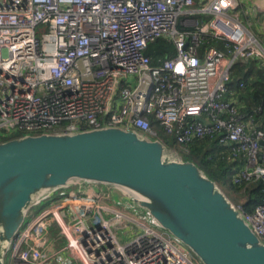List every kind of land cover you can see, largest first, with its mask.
Masks as SVG:
<instances>
[{"label": "built area", "instance_id": "built-area-1", "mask_svg": "<svg viewBox=\"0 0 264 264\" xmlns=\"http://www.w3.org/2000/svg\"><path fill=\"white\" fill-rule=\"evenodd\" d=\"M243 4L0 0V132L122 127L159 139L153 114L186 151L194 141L217 139L229 160L241 161L233 182L262 185L254 212L238 207L264 242V129L252 113H240L229 88L240 60L264 67V39L242 20ZM159 39L170 41L175 53L154 62L146 51ZM105 187L107 201L94 192L64 191L31 214L5 264H202L147 212L134 214L138 205L113 202ZM56 228L63 237L50 240Z\"/></svg>", "mask_w": 264, "mask_h": 264}, {"label": "water", "instance_id": "water-1", "mask_svg": "<svg viewBox=\"0 0 264 264\" xmlns=\"http://www.w3.org/2000/svg\"><path fill=\"white\" fill-rule=\"evenodd\" d=\"M78 181L109 185L202 264H264V242L195 162L135 129L27 134L0 142V264L34 206Z\"/></svg>", "mask_w": 264, "mask_h": 264}, {"label": "trees", "instance_id": "trees-1", "mask_svg": "<svg viewBox=\"0 0 264 264\" xmlns=\"http://www.w3.org/2000/svg\"><path fill=\"white\" fill-rule=\"evenodd\" d=\"M206 42L221 49L225 48V42L223 40L214 39L211 36H206ZM174 53L175 47L170 41L165 39L152 42L146 51V54L151 56L154 62L158 58H166ZM229 88L232 90V97L237 100L240 113L246 116L252 113L257 125L264 129V67L253 59L246 62H237L233 68ZM150 121L153 128L157 131V137L160 140L169 148L177 150L184 159L195 162L228 195L236 194L238 197L232 199L237 204H240L247 213L254 212L255 207L262 202L263 193L260 182L256 181L243 186H238L233 182V175L241 166V161L229 160L227 158L229 154L227 148L221 145L217 139L205 138L194 141L188 145L189 150L186 151L177 144L172 135L166 133L163 125H161L155 115H150ZM22 135L24 133L20 131L0 132V142ZM63 190L69 193L76 189L63 188L57 190L51 197L41 201L34 207L43 209L51 205L60 196L59 192ZM76 192L86 193L88 191L86 189H77ZM95 195L98 197V194L95 193ZM30 218L28 215L23 225Z\"/></svg>", "mask_w": 264, "mask_h": 264}, {"label": "rangeland", "instance_id": "rangeland-1", "mask_svg": "<svg viewBox=\"0 0 264 264\" xmlns=\"http://www.w3.org/2000/svg\"><path fill=\"white\" fill-rule=\"evenodd\" d=\"M242 1L244 2L243 6L240 7V11L242 13V15H241L242 20L250 22L252 24L251 27L253 28V30L258 32L260 34V36L264 39V20H263L264 19V11L259 10V8L257 7V5H260V6L264 7L263 4L261 3L262 0H261V2H260V0H249L248 3H247L248 0L247 1L246 0H242ZM44 31H45V29L43 27H38V32L39 33H43ZM172 150H175V149L173 148ZM68 188L69 189L72 188V189H76V190L77 189L78 190H85L86 189L89 192H94V193L98 194V196L102 197L103 201H107L108 200L106 195L109 192V190H107V188L103 184L99 185L97 183L78 181V182L73 183ZM76 190H74V191H76ZM64 191L65 190L60 191L59 194L61 192H64ZM57 194H58V192H57ZM228 196L231 198V200H233V202L237 206L240 205V204H237L234 201V199H232V198H237L238 197L236 194H231V195H228ZM54 203H52L51 205H53ZM48 206H50V205H48ZM41 210L42 209H38L37 207H34V208L30 209L28 215L30 214V217H31V214H33V213L36 214V213H38ZM64 212H66V210ZM132 212L134 214H137V215H145L146 214V211L144 209H142L141 207H139L136 210H133ZM153 224H154V226H158L155 222ZM56 237H59V238L63 237V235L58 231L57 228L51 230L50 233H49L50 240H54ZM60 240H62V238ZM51 243L52 242H50V244ZM72 259L74 260L75 257L73 256Z\"/></svg>", "mask_w": 264, "mask_h": 264}, {"label": "crops", "instance_id": "crops-1", "mask_svg": "<svg viewBox=\"0 0 264 264\" xmlns=\"http://www.w3.org/2000/svg\"><path fill=\"white\" fill-rule=\"evenodd\" d=\"M247 1V0H246ZM249 2V0L247 1V3ZM260 2H261V0H260ZM262 3V2H261ZM241 61V60H240ZM241 62H244L243 60L241 61ZM244 73V72H243Z\"/></svg>", "mask_w": 264, "mask_h": 264}]
</instances>
